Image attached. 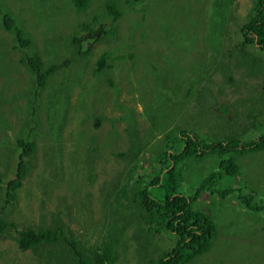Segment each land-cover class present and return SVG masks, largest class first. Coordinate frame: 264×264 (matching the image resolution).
Masks as SVG:
<instances>
[{"label": "rangeland", "instance_id": "rangeland-1", "mask_svg": "<svg viewBox=\"0 0 264 264\" xmlns=\"http://www.w3.org/2000/svg\"><path fill=\"white\" fill-rule=\"evenodd\" d=\"M2 2L25 7L23 17L37 24L30 31L47 68L71 57L70 33L78 35L83 24L98 27L103 21L104 0H90L84 13L72 12L71 0ZM186 3L121 0L122 16L105 21L114 33L96 44L85 67L82 60L60 65L44 88L23 62L21 49L0 28L4 183L16 176L19 142L29 139L37 144L15 206L6 203V189L0 185V218L19 230L63 227L85 249L101 243L114 227H126L119 233L120 257L115 264H151L173 246L166 235H153L141 211L131 204L132 192L127 198L120 196L116 183L128 188L130 174L158 171L164 140L158 142L173 129L194 132L210 142H246L264 135V51L237 47L238 26L247 22L252 0ZM146 19L149 38L139 29ZM160 26L178 29L168 36L164 29L156 32ZM131 36L137 37L136 48L119 49ZM103 53L109 54L112 68L98 75L95 64ZM109 130L112 140L105 146ZM231 155L239 167L235 182L221 169L222 158L216 154L178 166L179 194L192 196L215 171L224 174L217 190H233L225 199L203 194L195 203L215 217L218 232L212 248L188 264H264V210H259L264 209V150ZM238 186L245 195L253 193L257 211L245 207ZM8 234L0 237V264H68L72 258L64 243L22 252L16 231Z\"/></svg>", "mask_w": 264, "mask_h": 264}, {"label": "trees", "instance_id": "trees-1", "mask_svg": "<svg viewBox=\"0 0 264 264\" xmlns=\"http://www.w3.org/2000/svg\"><path fill=\"white\" fill-rule=\"evenodd\" d=\"M120 1L104 0L102 4L103 21L97 23L99 26L93 27L90 23H85L81 27L82 32L80 34L73 35L70 33L68 36L70 51L68 50V53L71 57L68 59L61 58L59 64L52 65L49 68L46 67L39 51L38 53L36 52V39L30 30H36L38 26L37 24L32 25L28 18L23 17L26 11L25 7L21 5L9 7L0 0V28L12 38L16 47L21 49L23 62L29 66L33 74L37 75L38 87L44 88L48 77L55 73L60 68V65H67L72 60H82L81 64L85 67V60L92 53L96 44L109 34L114 33L112 29L107 30L108 26L105 21L110 18L118 20L122 16V12L119 9ZM184 1L187 2L186 5L188 6L190 0ZM71 2L73 4L71 7L72 12L75 10L76 12L84 13L90 6V0H71ZM128 2L129 4H137L142 3V0H128ZM252 3L247 22L243 25L241 24L242 26H238L241 36L238 39L237 47L246 49L252 46L264 51V0H252ZM172 5L174 6L175 4L172 3ZM71 21H74V17ZM170 28L167 29L160 26L156 32L159 33V30L164 29L165 33L170 36L172 31L178 29L176 26ZM139 29L143 33V38H149L150 24L147 19L139 24ZM3 38L6 40L5 36ZM123 40H126V37ZM137 44V37L131 36L126 43L118 45V48L134 50ZM108 58V53H103L100 56L95 64L96 74L101 75L111 70L112 65L109 64ZM99 124L100 121L97 120L96 127ZM107 133L108 136L103 143L105 146H108L112 140L111 130L107 131ZM163 140L162 153L157 157L158 171L147 169L142 172L137 171L134 175L130 174L128 178L130 180L129 187H122L116 183L115 191L124 198H127V194L132 192L131 204L137 211L138 209L141 211L146 227L153 235H166L167 238H171L173 241V246L158 260L151 261V264H188L200 254L206 253L212 248L213 240L218 232L215 217L208 212L197 209L195 203L199 202L203 194H219L221 198L225 199L230 196L233 190H217L216 187L221 182L224 174L215 171L202 180L192 196L179 194L178 187L181 182V174L178 171V166L184 164L190 158L216 154L219 158H222L221 169L223 167L227 174L230 175L232 181L235 182L239 175V167L234 157H231V154L240 153L244 155L248 152L264 150V135L246 142L238 138L210 142L201 139L194 132L173 129L164 134V137L158 143H163ZM19 148L22 151L16 176L4 183L0 175V185H4L6 189V203L12 206L17 204L15 202L18 198L17 192L23 186V181L30 172L28 159L36 152L37 144L29 139H23L19 142ZM92 150L95 151V149ZM227 155L230 156L229 159H224ZM136 166H139V162H137ZM238 188L240 200L243 201L248 210L253 209V193L251 192V196L250 194L245 195L239 186ZM259 210L263 211L264 209L260 208ZM254 211H257V209L254 208ZM13 230L16 231L15 240L19 250L22 252L37 251L46 245L64 243L72 253V258L68 260V264H115L120 257L116 246L121 241L119 233L124 232L126 227L118 229L114 227L112 231L110 230L107 233L101 243L90 249L81 248L73 239V236L67 235L63 227L19 230L15 223L0 218V237L3 235L8 236V233Z\"/></svg>", "mask_w": 264, "mask_h": 264}]
</instances>
